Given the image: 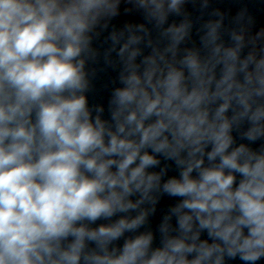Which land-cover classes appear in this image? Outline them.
<instances>
[{
  "label": "clouds",
  "instance_id": "obj_1",
  "mask_svg": "<svg viewBox=\"0 0 264 264\" xmlns=\"http://www.w3.org/2000/svg\"><path fill=\"white\" fill-rule=\"evenodd\" d=\"M0 264H264V0H0Z\"/></svg>",
  "mask_w": 264,
  "mask_h": 264
}]
</instances>
